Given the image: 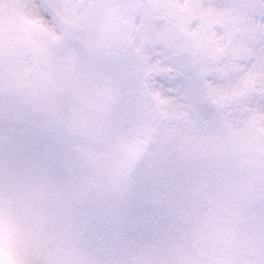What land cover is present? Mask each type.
Here are the masks:
<instances>
[{"label":"snow or ice","instance_id":"1","mask_svg":"<svg viewBox=\"0 0 264 264\" xmlns=\"http://www.w3.org/2000/svg\"><path fill=\"white\" fill-rule=\"evenodd\" d=\"M0 264H264V0H0Z\"/></svg>","mask_w":264,"mask_h":264}]
</instances>
